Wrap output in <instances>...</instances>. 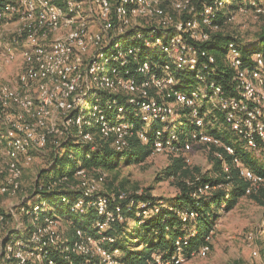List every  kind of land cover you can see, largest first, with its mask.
Masks as SVG:
<instances>
[{
    "label": "built area",
    "instance_id": "obj_1",
    "mask_svg": "<svg viewBox=\"0 0 264 264\" xmlns=\"http://www.w3.org/2000/svg\"><path fill=\"white\" fill-rule=\"evenodd\" d=\"M197 1L63 0L60 6L54 0H0V22L18 20L13 41L2 47L4 54L12 60L20 52L24 60L23 71L15 83L0 84V176L3 179L0 194L14 196L20 192L24 167L33 162V153L46 149L53 138H60L56 141L60 146L76 129L84 141L93 139L91 133L84 132L86 121L81 107L92 91L93 80H98L96 87L129 94L130 101L138 106L142 122L164 123L157 132L154 152L170 148L176 155L185 156L193 146L203 144L207 152L216 146L235 153L232 145L214 136L207 127L205 117L213 116L215 110L224 115L225 124L245 146L264 149V55L257 53L247 63L242 45L235 41L229 43L227 58L235 70L236 93L228 95L204 74L210 71L215 58L201 46L221 29L214 19L225 0L203 3L201 11ZM90 22L94 25L97 22V30L90 29ZM155 32L163 36L155 37ZM139 43L160 48L168 58L161 73L153 71L149 62L140 66V79L129 76L128 70L124 74L118 71L119 65H127L128 55L137 59L141 51ZM181 70L197 71L198 83L190 93L176 87L179 81L175 72ZM166 96H173L174 100H167ZM178 106L189 108L190 116L196 118L199 130L192 142L177 141L174 124ZM99 108L97 105L95 110ZM119 110L122 112L123 108ZM96 125L104 135L115 136L117 150L129 145L132 130L124 115L119 114L112 123L100 113ZM137 133L147 141L144 128ZM216 154L222 157L220 152ZM186 160L189 162V158ZM235 164L250 182L247 194L264 185V173L256 172L238 157ZM88 170L79 169L74 180L63 175L40 187L79 193L73 209L85 213L88 206L96 208L98 236L83 229L69 236L63 220L43 213L46 202L27 209L33 203L29 194L30 204L17 202L8 211L0 209V230L10 220L17 222L16 228L6 231L1 238L5 264H63L60 259L66 264H75L77 256L84 259L81 264H120L122 252L114 247L117 237L107 231L125 217L119 206L110 207L108 193L101 192L105 174L99 171L91 178ZM209 188L210 185H205L199 191L203 193ZM126 197V192H122L120 198ZM63 201H68L67 195ZM178 213L183 219L195 217L194 212L189 214L184 209ZM210 240L211 234L207 242L211 243ZM187 243V238L179 239L172 260L164 262L155 254L152 264H182L186 260L183 248ZM209 250L210 245L206 244L198 252L206 256ZM253 255H259L258 251Z\"/></svg>",
    "mask_w": 264,
    "mask_h": 264
},
{
    "label": "trees",
    "instance_id": "obj_2",
    "mask_svg": "<svg viewBox=\"0 0 264 264\" xmlns=\"http://www.w3.org/2000/svg\"><path fill=\"white\" fill-rule=\"evenodd\" d=\"M249 0H231L226 2L222 8L217 10L214 22L219 24L221 29L212 34L209 42L201 46L207 49L215 58V62L211 63L210 71L204 73L213 79L228 95L236 93L234 87L235 70L230 66L227 58V46L235 41L242 45L244 58L247 63L252 61V57L257 53L264 55V33L259 34L252 47L242 44L238 39L230 33L223 32L222 28L227 20L235 13L240 11ZM60 6H63V0H54ZM213 0H198L197 6L202 9L203 3H212ZM246 2V3H245ZM200 17V13L198 14ZM188 15H185V18ZM155 37L163 36L160 32H155ZM154 39V38H153ZM141 45V51L138 53L137 59L134 55H128V63L126 66H120L118 71L124 74L128 70L129 76H135L137 79L142 78L139 71L140 66L145 62H149L152 70L161 73L162 66L168 62V58L163 54L160 48H149ZM176 78L179 83L177 89L190 93L192 86L198 83L197 71H176ZM157 99L160 96L152 92ZM130 96L116 94L107 89L95 87L91 91V104L89 108L84 109L86 123L84 124V132L91 133L93 139L84 141L80 135L73 130V135L68 141L62 145L48 146L52 153L48 166L50 168L40 169L33 190L30 193L32 205H28L30 210L41 201L46 202L47 206L43 213L50 214L56 219L63 220L67 227V234L72 236L77 229H83L95 236L98 232L95 228L97 222V210L94 206H88L85 213L77 212L73 209L74 202L79 197V193L66 192L63 189L47 190L41 188V184H47L49 180L55 177L67 175L74 180L76 172L81 168L87 169H115L121 161L127 163H141L145 161L152 153H154V142L159 137L157 132L162 130L164 123L161 121H152L144 123L141 120L136 103L130 101ZM167 100H174L169 97ZM99 105V110L95 107ZM123 111L120 112L119 108ZM202 110V109H201ZM204 110V109H203ZM202 110V111H203ZM176 111L179 116H183L186 120L178 128L175 123V130L178 134L177 141H194V135L198 133L199 127L196 124V118L190 116V109L178 106ZM201 111V115H202ZM105 115L109 122L115 123L119 118V114L125 116L126 121L131 125L132 134L129 136V145L122 150H117L114 146L115 136L110 134L104 135L100 127L96 125L99 114ZM214 116L221 118L224 125L232 132L231 135L220 134L212 123L209 122ZM191 120L189 123L188 121ZM209 131L225 143L234 147L235 153H228L223 147L213 146L208 152V156L214 165V173L212 175H196L186 165L189 163L184 155H176L172 163L163 171L165 179H172L177 186V193L170 200L169 204L157 200L149 191H135L132 194L126 193V198H120L121 190H115L108 193L110 198V207L115 209L117 206L121 208V213L125 219L116 221L112 228L107 232L114 234L117 239L114 247L121 250L120 264H152L154 263V255L159 254L162 260H172L177 250V241L187 238L188 243L184 246L183 252L185 259L189 258L195 252L206 244L207 237L211 234L216 221L226 212L233 209L238 202L244 197H250L264 210V185L257 191L247 194L250 182L246 180L240 173L239 168L235 164V158H240L245 164L250 166L256 172L264 173L259 170L258 165L249 155L243 153L238 144H244L239 140L238 136L232 129L225 124L224 115L215 110V114L205 117ZM150 126L145 133L147 141H143L138 131ZM179 143V142H178ZM64 153L61 156V149ZM220 152L222 157L216 153ZM226 167L228 169H226ZM198 170V168H197ZM205 185L210 188L203 193L199 189ZM40 198L37 199V196ZM67 195L68 201H63V196ZM184 209L195 213L194 218L187 217L183 219L178 211ZM149 211L145 215L144 211ZM60 261L63 264L62 259ZM84 259L80 256L75 257V264H81ZM174 264V263H172Z\"/></svg>",
    "mask_w": 264,
    "mask_h": 264
},
{
    "label": "rangeland",
    "instance_id": "obj_3",
    "mask_svg": "<svg viewBox=\"0 0 264 264\" xmlns=\"http://www.w3.org/2000/svg\"><path fill=\"white\" fill-rule=\"evenodd\" d=\"M231 0H226L229 3ZM252 1L254 3H252ZM248 1V6L235 13L223 26V32L233 34L240 43L252 47L250 44L255 41L259 34L264 33V0ZM246 3V2H245ZM93 21V20H92ZM91 23V22H90ZM97 24V22H96ZM94 23L90 24L92 31L97 30ZM98 25V24H97ZM18 29V20L12 19L0 22V84L11 83L19 76L24 68V60L20 52L14 59L8 60L4 54L3 46L11 44L13 36ZM126 45V43H125ZM91 52L88 56H90ZM9 80V81H8ZM98 84V80H93L90 84L93 90ZM86 90V87L84 88ZM120 94L129 95L125 91ZM130 96V95H129ZM91 104V92L88 93L81 107L88 109ZM186 120L183 116L177 115L175 123L179 128ZM214 128L222 135H231L221 118L210 119ZM191 120L188 121V123ZM150 126H146L149 129ZM73 135V132H72ZM234 135V134H233ZM232 136L233 139L235 137ZM60 138H53L51 145H56ZM238 148L256 162L259 170L264 171V149L253 150L244 144H238ZM51 149L47 147L41 152H34V160L24 167L23 178L21 180V190L16 195L0 194V209L8 211L10 205L18 203L30 204L29 194L33 190L40 169L48 167L51 158ZM64 149H61L62 156ZM189 158L186 165L196 175H212L214 165L208 156L206 146L198 144L192 150L185 153ZM175 153L170 148L152 153L141 163H121L113 170L89 169L91 178H95L98 172L105 174V180L101 184V192L111 193L115 190L133 193L135 191H149L157 200L169 204L170 200L177 193V186L172 179L162 178V171L169 166L175 158ZM198 168V170H197ZM0 176V183L2 182ZM17 226L16 220H10L4 230H0L1 238L8 230H13ZM210 250L206 256L195 252L182 264H264V210L250 197L242 198L238 204L226 211L217 221L211 232ZM258 251L259 255L254 256L253 252ZM0 264H5L0 248Z\"/></svg>",
    "mask_w": 264,
    "mask_h": 264
},
{
    "label": "crops",
    "instance_id": "obj_4",
    "mask_svg": "<svg viewBox=\"0 0 264 264\" xmlns=\"http://www.w3.org/2000/svg\"><path fill=\"white\" fill-rule=\"evenodd\" d=\"M9 81V80H8ZM15 81V80H14ZM11 83H15V82H12V81H10Z\"/></svg>",
    "mask_w": 264,
    "mask_h": 264
}]
</instances>
